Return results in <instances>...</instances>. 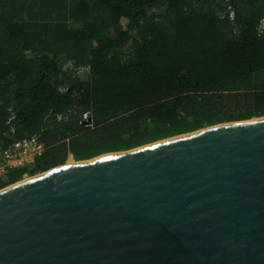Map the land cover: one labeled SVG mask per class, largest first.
Segmentation results:
<instances>
[{
    "label": "trees",
    "instance_id": "1",
    "mask_svg": "<svg viewBox=\"0 0 264 264\" xmlns=\"http://www.w3.org/2000/svg\"><path fill=\"white\" fill-rule=\"evenodd\" d=\"M263 17L264 0H0V148L44 145L0 189L69 155L264 115Z\"/></svg>",
    "mask_w": 264,
    "mask_h": 264
},
{
    "label": "water",
    "instance_id": "2",
    "mask_svg": "<svg viewBox=\"0 0 264 264\" xmlns=\"http://www.w3.org/2000/svg\"><path fill=\"white\" fill-rule=\"evenodd\" d=\"M0 264H264V115L1 188Z\"/></svg>",
    "mask_w": 264,
    "mask_h": 264
},
{
    "label": "built area",
    "instance_id": "3",
    "mask_svg": "<svg viewBox=\"0 0 264 264\" xmlns=\"http://www.w3.org/2000/svg\"><path fill=\"white\" fill-rule=\"evenodd\" d=\"M258 29H264V17L260 20ZM81 121L84 125H91L90 114L84 112ZM43 150L44 145L37 134L16 139L6 147L0 148V180H6L11 170L31 168Z\"/></svg>",
    "mask_w": 264,
    "mask_h": 264
},
{
    "label": "rangeland",
    "instance_id": "4",
    "mask_svg": "<svg viewBox=\"0 0 264 264\" xmlns=\"http://www.w3.org/2000/svg\"><path fill=\"white\" fill-rule=\"evenodd\" d=\"M69 160H71L70 162L75 161L70 155L67 157L65 163H66L67 161H69ZM39 173H41V172L35 173V174H33V175H28V174H26L25 176H22V178H21L20 180H22V179H27V178L32 177V176H35V175H37V174H39Z\"/></svg>",
    "mask_w": 264,
    "mask_h": 264
},
{
    "label": "bare ground",
    "instance_id": "5",
    "mask_svg": "<svg viewBox=\"0 0 264 264\" xmlns=\"http://www.w3.org/2000/svg\"><path fill=\"white\" fill-rule=\"evenodd\" d=\"M69 163H72V162H67V163H65V164H69ZM63 165V164H62ZM58 166H61V165H58ZM24 180V179H23Z\"/></svg>",
    "mask_w": 264,
    "mask_h": 264
}]
</instances>
